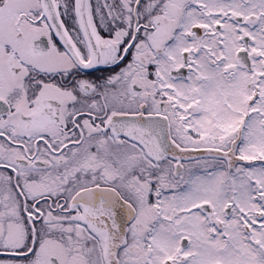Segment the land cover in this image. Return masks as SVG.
<instances>
[{"label": "snow or ice", "instance_id": "6c2138e0", "mask_svg": "<svg viewBox=\"0 0 264 264\" xmlns=\"http://www.w3.org/2000/svg\"><path fill=\"white\" fill-rule=\"evenodd\" d=\"M0 264H264V0H0Z\"/></svg>", "mask_w": 264, "mask_h": 264}]
</instances>
